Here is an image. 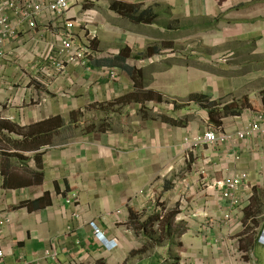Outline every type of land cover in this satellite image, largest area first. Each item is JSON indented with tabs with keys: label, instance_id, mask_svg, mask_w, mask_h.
Listing matches in <instances>:
<instances>
[{
	"label": "crops",
	"instance_id": "0c3cea01",
	"mask_svg": "<svg viewBox=\"0 0 264 264\" xmlns=\"http://www.w3.org/2000/svg\"><path fill=\"white\" fill-rule=\"evenodd\" d=\"M71 1L98 33L91 63L34 67L59 39L44 11L0 67V264H264V220L249 226L264 217V135L238 137L264 113V0ZM39 73L50 87L26 77ZM210 129L227 140L194 148ZM242 173L252 194L235 207L224 193ZM246 212L252 239L231 255Z\"/></svg>",
	"mask_w": 264,
	"mask_h": 264
},
{
	"label": "built area",
	"instance_id": "2783aa9c",
	"mask_svg": "<svg viewBox=\"0 0 264 264\" xmlns=\"http://www.w3.org/2000/svg\"><path fill=\"white\" fill-rule=\"evenodd\" d=\"M71 3V0L51 2L47 0H0V67H6V64L12 62L15 57V54L8 49V45L11 42L17 43L16 41L21 39L22 32L18 27V23L27 24L33 31L37 30L39 18L44 11L55 15L54 23L57 25L59 39L57 42L52 43L42 54L33 52L34 67L36 68L41 63L42 68L38 67L37 69L45 70L49 77H53L54 75H63L70 65L85 67L88 63H91L96 58L93 44L98 33L90 31L92 25H85L80 20L72 19L69 16ZM10 13L16 17V21L10 20ZM79 27L88 33L85 42L79 39L77 34V28ZM172 56H175L172 51L161 52L147 59L144 65L162 63ZM26 77L33 84L51 86L50 81L40 73ZM257 134L264 135V113H259L250 125L238 133V137L245 140ZM225 140H227L225 136H219L216 132L210 131L205 134L204 138H199L195 145L197 146L198 143L216 144ZM252 189L249 174L242 173L233 179L228 190L224 193V197L231 198L235 207L241 206L242 196L239 194L240 191L251 193ZM9 223H11V219L0 221V234ZM99 234H101V230L96 228V235ZM261 240L264 241V236ZM47 253L50 254L51 252L47 251ZM4 257L5 252L0 249V261Z\"/></svg>",
	"mask_w": 264,
	"mask_h": 264
},
{
	"label": "rangeland",
	"instance_id": "374dc122",
	"mask_svg": "<svg viewBox=\"0 0 264 264\" xmlns=\"http://www.w3.org/2000/svg\"><path fill=\"white\" fill-rule=\"evenodd\" d=\"M106 126V125H105ZM96 127V126H95ZM99 127H104V124L100 125ZM201 188H204V187H201ZM262 196L264 197V195L262 194ZM192 197L188 198L187 197V200H188V203L191 201ZM189 206L191 207V204L189 203ZM255 207V213L257 214H262L263 210H262V207L261 205L259 204H256L254 205ZM264 220V217H261L259 218L258 220H254L252 221L249 226L250 227H253V229H255L256 227L259 226L260 224V221ZM244 222V225L242 227V229L240 230H237L238 232H236V236H230L229 238V242H228V245H227V250L228 252L231 254V255H235L236 253H238L243 247H244V244H243V241L245 243H247L248 240L252 239V235L250 236H247L246 238L243 237L244 234H246L247 232H249L248 230V212H246V215L243 217V220ZM163 228V225L160 226V229ZM184 229H180V230H177L175 231L179 236H181L183 233H181ZM165 236L169 237L168 234L166 232H164ZM252 234V233H251ZM242 237V238H238V237ZM246 239V240H244Z\"/></svg>",
	"mask_w": 264,
	"mask_h": 264
},
{
	"label": "clouds",
	"instance_id": "9594fccd",
	"mask_svg": "<svg viewBox=\"0 0 264 264\" xmlns=\"http://www.w3.org/2000/svg\"><path fill=\"white\" fill-rule=\"evenodd\" d=\"M158 55V54H157ZM156 56V55H155ZM150 59V58H149ZM159 64V63H158ZM153 65V64H152ZM148 66H150V65H148ZM217 124V123H216ZM210 131H214V132H216L219 136H225L226 137V135H223V134H220L219 132H217L215 129H210V130H208L206 133H208V132H210ZM205 133V134H206ZM205 134L202 136V137H199V138H204V136H205ZM198 138V139H199ZM197 139V140H198ZM197 140H196V142H195V144L197 143ZM226 141V140H225ZM224 141V142H225ZM219 143H223V142H218V143H216V144H219ZM202 144H204V143H198L197 144V146L196 145H194L195 147L194 148H196V147H198L199 145H202ZM205 145H215V144H208V143H206ZM251 194H252V192H251ZM251 196V197H250ZM252 197H253V195H249V201H251V199H252ZM242 206V205H241ZM190 206H189V203H188V200H187V198L186 197H183L180 201H179V206H178V210L176 211L175 210V212H174V214H176V215H178V214H180V216H179V218H180V220H184L185 218L184 217H186L187 216V213H190L191 214V211H190ZM185 214V215H184ZM188 217H190L189 215L187 216V218ZM242 227H243V225H242ZM95 228H98V227H95ZM99 229V228H98ZM184 229V228H183ZM185 232V231H184ZM183 232V233H184ZM95 233H96V229H95ZM97 236V235H96ZM100 236H101V239H100ZM168 236H171V234H168ZM263 236H264V228L262 229V231L260 232V234H259V239H258V243L259 244H261V245H264V241L263 240H261L262 238H263ZM97 238H98V240L99 241H101L103 244H106V245H109V243H111V244H115V241H109L107 238H106V236L103 234V232L101 231V234H99L98 236H97ZM116 246H118V244H115L114 245V247H116ZM254 263V261L252 262V260L251 259H249L248 261H247V264H253Z\"/></svg>",
	"mask_w": 264,
	"mask_h": 264
},
{
	"label": "trees",
	"instance_id": "16d2710c",
	"mask_svg": "<svg viewBox=\"0 0 264 264\" xmlns=\"http://www.w3.org/2000/svg\"><path fill=\"white\" fill-rule=\"evenodd\" d=\"M210 116H211V121L212 122H214L215 120V113L213 112V111H211L210 112ZM185 231V229L181 232V233H183ZM167 234L169 233V230H167V232H166Z\"/></svg>",
	"mask_w": 264,
	"mask_h": 264
}]
</instances>
